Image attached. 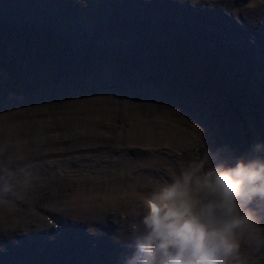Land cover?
Returning <instances> with one entry per match:
<instances>
[{"label":"rangeland","instance_id":"rangeland-1","mask_svg":"<svg viewBox=\"0 0 264 264\" xmlns=\"http://www.w3.org/2000/svg\"><path fill=\"white\" fill-rule=\"evenodd\" d=\"M202 1L212 7L153 0L152 12L138 13L149 4L105 0L111 9L100 12L80 3L101 21L61 3L62 12L52 17L51 9L46 12L58 18L53 25L39 12L32 11L29 19L17 17L16 0H0V6L7 3L0 16V169L7 165L6 173L12 169L15 177H25L24 172L31 177L26 193L20 191L21 208L28 196L40 199L51 186L49 179L71 188L76 184H62L68 175L91 172L84 182L89 185L98 175L104 180L107 164L144 158L143 167H156L167 183L201 153L202 145L213 152L227 147L239 156L243 147L248 152L251 143L264 142V83L258 79L264 0L240 7L230 0ZM227 106L241 126L243 146L222 113ZM48 134L61 143L49 147ZM165 157L178 167L167 165ZM64 159L77 171L62 166ZM0 211L7 213L3 202ZM232 264H264V240L243 243Z\"/></svg>","mask_w":264,"mask_h":264},{"label":"clouds","instance_id":"clouds-1","mask_svg":"<svg viewBox=\"0 0 264 264\" xmlns=\"http://www.w3.org/2000/svg\"><path fill=\"white\" fill-rule=\"evenodd\" d=\"M180 2L212 7L202 0ZM27 175L24 172L25 179L11 184L13 173L0 178V195L26 187ZM140 207L126 232L117 228L111 236L126 249L119 264H232L243 243L264 240V142L253 143L239 156L231 155L227 147L213 152L202 145L201 153L170 182L156 184ZM106 222L107 216L97 224ZM41 230L59 231L60 225L49 223ZM86 231L104 235L97 226L89 225ZM28 234L23 228H0V242L18 244L17 236Z\"/></svg>","mask_w":264,"mask_h":264},{"label":"bare ground","instance_id":"bare-ground-1","mask_svg":"<svg viewBox=\"0 0 264 264\" xmlns=\"http://www.w3.org/2000/svg\"><path fill=\"white\" fill-rule=\"evenodd\" d=\"M100 1L97 2L96 0H88V2L94 5V7L100 8L102 12L105 10V7L111 9L110 3L106 4L105 0ZM127 1L134 2V0ZM139 1L148 3L149 6L147 8H143L142 10L139 9L138 13H148L154 10L153 0ZM61 3H63L64 7H69L70 10L75 11L79 15L91 18L92 20L94 19V21L102 20L97 13H89L90 11L88 7L85 9L81 6L80 3L71 0H63V2L60 0H16L15 5L18 12L17 17H25L26 19H29L31 12L34 11L39 12L41 16H43L44 14L45 17L51 19L52 21L50 24L58 25V18L51 17L55 15L54 12H62L64 8L62 7ZM202 3L205 2L202 1ZM257 3L258 0H249L247 4L233 5V3L230 1V5L233 7H240L243 5L254 6ZM218 4L221 6V1H218ZM180 7L184 8V6ZM6 9L7 3L3 6H0V16L3 15ZM50 9L52 10L51 17L49 15H46V12ZM115 10L119 11L122 14V12L125 11V8H119ZM22 11L28 12V14L19 15ZM31 21L33 22V20ZM63 21V19L60 20V22ZM0 22L2 23L3 21L0 19ZM210 27H212V25ZM226 32H229V34L231 35L229 30H226ZM10 47H7L6 55L9 54ZM260 52L262 55H264V50H260ZM255 62L256 61H253L254 65L256 64ZM260 67V76H258V79L261 80L259 82L264 83V59L261 61ZM242 78L246 80L245 75H242ZM254 84L257 85V82H255ZM226 108V113L223 109L222 113L227 120V124L230 130L233 132L232 134H234V137H236L238 144L243 146L242 137L240 135L241 126L231 113L230 108L228 106ZM230 120H233V124L229 122ZM235 123L237 124V126L235 125ZM155 124L157 125V122ZM51 131L52 130L48 132L50 133ZM85 136L88 135L85 134ZM47 139L50 142L48 144L49 147H54V143H61L55 137H50L49 134L47 135ZM15 141L16 140L14 139L12 141H9L7 144ZM85 143L89 144V142ZM243 150L245 151V153L247 152L245 147H243ZM116 153L120 155L121 151ZM165 158H167V165L172 166L171 168L178 167L177 162L173 160V158ZM24 164L25 163L22 164V168L24 167ZM60 164L66 169L69 168L77 171L76 165L70 160L64 159L60 162ZM143 164L144 158L137 159V163L123 162L121 164H107L105 166L106 171L103 175L104 180L100 181V177L98 175V181H94L89 185H85L84 182L89 180L87 179L88 177H92L91 172L86 175H83L82 173H73L72 175H68V177H71L70 180L62 182V184H76L75 187L71 188L69 186L59 188L57 184L61 183L62 180L54 178L49 179L47 183H49L48 185L51 186L47 190H44L42 192L40 197H38L40 199L35 202L33 200L35 199L34 197L28 196L22 208L19 206L17 201L21 199L20 191L22 190V193H26L28 185L23 188L19 186L13 187L10 191L7 192L6 197L0 195V202L5 203L7 206L6 214L0 211V228H23L27 229L30 233L24 236H17V239L19 240L18 244L9 243L8 240H3L2 242H0V246L6 249V251L0 252V255L3 258L2 264H62L61 261H63L64 259H68L70 262L75 260L74 262L76 264H83L84 262H87V264H119V258L121 254L126 251V249L124 248V246L115 243L111 239L112 234L117 230V228H119L122 232H126L127 223L130 222L132 218L141 211L140 204L142 203L143 198L148 195L147 192L153 190L156 184L165 183L161 180V177L164 176L163 173H156V167L155 171L151 169L146 170L144 168L146 165L144 164L145 166L143 167ZM55 166L56 165H54L53 167ZM6 167L7 165H3L1 167L0 178L6 177L7 174H9L5 172ZM128 168L134 169L128 170ZM9 172L12 173L13 170L11 169L9 170ZM44 173L45 172H42V174ZM13 174L14 179L9 181L10 184L14 183L15 180L25 179V177L21 175L15 177L16 174ZM54 177H60V175L54 173ZM27 179L29 184V182L31 181V177H27ZM2 182L3 181L0 180V184H2ZM32 187L35 188L34 185H32ZM63 191L65 193H68L69 195L62 194ZM45 209L50 210L45 211ZM105 216H107V222L104 224H97V221L103 219ZM58 219H63L66 224V227L63 231L57 232L55 230H41L49 223H52L53 221L57 222ZM113 220H115L116 223H113ZM89 225L101 228L104 235H90L86 231V228ZM62 234H65L64 238L62 237ZM52 235L55 236L54 241L49 240V236ZM66 236L68 237L66 238ZM50 252L51 255H49Z\"/></svg>","mask_w":264,"mask_h":264},{"label":"water","instance_id":"water-1","mask_svg":"<svg viewBox=\"0 0 264 264\" xmlns=\"http://www.w3.org/2000/svg\"><path fill=\"white\" fill-rule=\"evenodd\" d=\"M230 1L233 3V5L247 4L249 2V0H230Z\"/></svg>","mask_w":264,"mask_h":264},{"label":"trees","instance_id":"trees-1","mask_svg":"<svg viewBox=\"0 0 264 264\" xmlns=\"http://www.w3.org/2000/svg\"><path fill=\"white\" fill-rule=\"evenodd\" d=\"M253 143H251V145H252ZM249 148H250V146H249Z\"/></svg>","mask_w":264,"mask_h":264}]
</instances>
